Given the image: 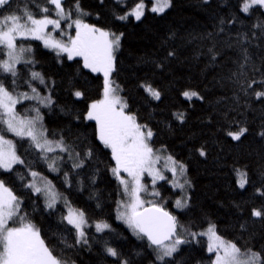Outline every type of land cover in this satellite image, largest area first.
I'll return each mask as SVG.
<instances>
[{
	"label": "trees",
	"instance_id": "1",
	"mask_svg": "<svg viewBox=\"0 0 264 264\" xmlns=\"http://www.w3.org/2000/svg\"><path fill=\"white\" fill-rule=\"evenodd\" d=\"M137 2L121 0L117 4L116 0H104L101 4L99 0H80V7L88 15L74 13L73 19L123 33L121 47L115 53L116 71L112 73V79L119 85V95L128 104L126 111L134 113L140 123L152 128L155 133L153 147L164 167L172 166L166 159L168 156L186 167L184 177H173L172 173L163 171L164 167L157 166L169 179L158 181L156 188L160 195L151 201L175 215L179 224L189 231H206L209 224H214L217 233L224 240L235 243L241 254L249 249L264 254V223L251 216V210L264 203L256 194L257 188H264V138L258 135L264 130V103L245 96L240 90L236 81L244 78L233 75L240 71L235 62L236 53L224 44L229 38L235 43L241 34L247 33L251 38L253 31L259 32L253 25L264 22V10L245 16L239 12L237 0H211L209 5H204L202 0H172V6L163 14L146 10L141 21H135L131 16L126 21L116 19ZM145 2L150 7L152 0ZM37 3H43V0H14L12 10L19 13L27 6L36 18H41L45 14L36 7ZM65 4L72 8L73 0H65ZM221 20L225 23L221 24ZM221 27L225 31L219 33L216 44L220 54L215 61H210L207 49L211 41L201 37L207 33L216 34ZM65 31V39H60L56 32L57 35L52 37L68 43L74 37L73 29ZM17 43L31 45L32 51L25 56L37 63L34 66L17 65L19 86L11 84L10 76L4 77L6 84L15 87L17 94L30 92L25 83L30 79L28 70L34 68L41 72L51 86L55 101L51 107L39 106L49 138L63 135L65 142L76 151L92 148L94 158L80 170L83 175L74 177V186L69 188L65 187L62 176L63 171H71L72 162L67 160L66 154H60L65 156V162L60 164L61 174H58L49 171L44 161L35 160L38 153L25 151L26 140H19L10 133L5 134L6 139L16 144L19 155L32 162L33 170L41 172L54 187L59 184V192L67 199L68 207L82 209L90 221L107 222L111 230L95 233L94 227L87 228L92 234L90 249L66 247L61 243L62 239L70 244L75 241L74 235L64 231V225L60 223L61 216L67 214V205L58 203L55 212L50 214L43 197L33 196L29 189L21 186L22 181L17 176L26 174L27 170L16 165L15 169L19 170L16 175H4L11 176L8 186L23 201L22 214L41 230L54 255L67 264H116L115 258L106 254V247L115 248L130 264H156L155 253L147 240L139 239L117 218L119 203L126 196L111 172L115 161L110 151L96 139L95 122L83 119L90 103L102 98L103 77L83 68V62L78 58L68 60L66 54L57 57L41 41L18 40ZM170 50L175 51V57H167ZM248 50L252 66H246L244 71L248 79L255 77L259 81L264 78L261 74L264 72V37L252 40ZM157 64L163 66L157 67ZM32 84L40 89L42 96L49 94L44 85H38L36 81ZM142 84L159 90L161 99H153ZM75 90L82 91L84 98L77 100L72 95ZM185 90L197 91L205 99L188 101L181 95ZM31 106L38 105L35 101L25 100L17 104L16 109L31 116ZM177 112L185 114L183 124L174 117L173 113ZM228 121H235L233 128H248L240 141L231 140L219 130ZM201 146L206 149L207 157L199 155L197 149ZM237 169L247 173L249 183L244 189L238 186ZM185 178L191 182V187L185 185L181 190L175 186L177 180L182 183ZM27 179L32 178L27 176ZM181 198L188 199L189 207L184 210L175 207V201ZM181 235L192 242L180 246V252L175 254L176 264H212L214 253L207 251L206 236L192 240L184 231Z\"/></svg>",
	"mask_w": 264,
	"mask_h": 264
},
{
	"label": "snow or ice",
	"instance_id": "2",
	"mask_svg": "<svg viewBox=\"0 0 264 264\" xmlns=\"http://www.w3.org/2000/svg\"><path fill=\"white\" fill-rule=\"evenodd\" d=\"M13 2L14 0H0V264H67L62 258L54 255V250L42 237L41 230L26 219V214H22L23 201L8 186L7 181L11 179V176L4 174L16 175L19 170L15 169V166H23L27 170L26 174L17 176L22 181L21 186L29 189L31 195L43 197L45 208L50 210V214L55 212L61 200L66 205L68 201L54 190L52 182L47 180L41 172L33 170L32 162L17 153L16 144L6 139L5 134L10 133L19 140H26L28 147L25 151L38 153L35 160L44 161L51 172L61 174L60 164L65 162V156L60 154H66L67 160L72 162L71 171H63L62 176L65 185L69 188L74 186V177L83 175L80 170L94 158L92 148L84 152L76 151L65 142L63 135L59 138H49L39 106L51 107L55 101L51 95V86L41 72L34 68L28 70L30 79L25 80V83L28 84L30 92L15 94V87L10 88L6 84L4 77L10 76L11 84L19 86L20 72L17 65L34 66L37 63L34 59L25 56V53L32 51L31 45L18 44V40L41 41L43 46L55 52L57 57L63 54H66L68 60L80 57L83 68L92 73L103 74V98L90 103L83 119L95 122L96 139L103 148L110 151L111 158L115 161L111 172L122 186L124 195L128 197L127 203L120 202L119 208L123 210L118 211L117 218L125 223L139 239L147 240L148 246L155 253L156 264H176L175 254L180 252V246L192 242L184 238L181 231L186 232L192 240L201 236L207 237V251L215 253L212 264H264V254L251 249L241 254L240 248L235 243L224 240L217 233L214 224H209L206 231H189L179 224L175 215L162 206L142 199L141 193L148 191L146 184L141 183L145 174L151 177L153 191L150 194L152 196L160 195L159 191L155 190L156 183L168 181L169 178L156 167L161 157L153 147L154 131L147 124L140 123L134 113L126 111L128 104L118 95L119 85L112 79V73L116 71L115 53L121 47L123 33L117 34L85 23L82 19H73L74 13L80 16L88 15L80 7V0H73L72 8L66 6L65 0H43V3L36 4L39 11L45 14L41 18H36L27 6L19 13L13 11ZM99 2L103 4L104 0ZM116 3L120 4L121 0H116ZM202 3L209 5L211 0H202ZM171 6L172 0H152L150 7L145 0H138L134 7L123 15L117 16L116 19L126 21L131 16L135 21H141L146 10L160 15ZM237 7L240 13L252 16L256 11L264 10V0H237ZM66 20L71 21L68 27L74 26L76 33L68 43H63L55 40L47 29L51 25L54 31L61 30V21ZM220 23L225 22L221 20ZM253 28L259 29V32L253 31L251 38L245 33L238 36L235 43L229 38L224 41V44L236 53L235 62L240 71L234 72L233 75L244 78V80L238 78L236 81L240 85V90L245 96H252L255 100L264 103V78L259 81L255 77L248 79L244 71L246 66H252L248 50L252 40L264 37V22L253 25ZM224 31L225 29L221 27L218 33H207L201 37L211 41V46L207 49L210 61H215L220 54L216 50V44L219 41V33ZM175 55L173 50L167 52V57H175ZM162 66L157 64V67ZM255 71L261 70L255 69ZM261 74L264 76V72ZM32 81H36L38 85H44L49 94L42 96L40 89L33 85ZM141 87L145 88L153 99H161V92L151 85L142 84ZM72 95L77 100L84 98V93L79 90L73 91ZM181 95L188 101L194 98L200 101L205 99L199 92L192 90H185ZM25 100L35 101L38 105L30 110L35 113L34 115L29 116L17 111V104ZM173 115L179 123L185 122L183 112L173 113ZM233 124L235 121H228L221 125L219 130L231 140L240 141L248 132V128H233ZM258 135L264 138V130H261ZM197 151L201 157H207V151L203 146ZM166 159L171 162L172 166L167 170L173 177L185 176L187 170L182 162L174 160L172 156ZM236 171L240 176L238 186L244 189L249 183L247 173L239 169ZM27 176L32 179L28 180ZM185 185L191 187V182L186 178L182 183L179 180L175 182V186L181 190ZM256 194L264 201V188H257ZM146 203L147 207H145ZM175 207L178 210L188 208V199H177ZM251 216L264 223V203L259 208H253ZM9 222L19 226H10ZM60 223L64 225V231L75 237L74 244L68 243L66 239L61 240V243L69 248L81 246L90 249L92 234L87 231V228L94 227L95 233L111 230L107 222L90 221L82 209L71 207L66 215L61 216ZM105 251L108 256L115 258L116 264H130V261L123 258L115 248L106 247Z\"/></svg>",
	"mask_w": 264,
	"mask_h": 264
},
{
	"label": "rangeland",
	"instance_id": "3",
	"mask_svg": "<svg viewBox=\"0 0 264 264\" xmlns=\"http://www.w3.org/2000/svg\"><path fill=\"white\" fill-rule=\"evenodd\" d=\"M53 18H55V17H53ZM71 23V21H69V20H66V21H61V30H56V31H54L53 30V28H52V26L51 25H49L48 26V29H47V31L49 32V33H51V35L54 37V35H57L58 34V37L60 38V39H65V37H66V35H67V33H66V31H65V29H68V28H72L73 29V34H74V36H75V33H76V29H75V27L73 26V27H68V25ZM57 34H56V33ZM76 58H78V59H80L81 61H82V59L80 58V57H76ZM96 74H100L102 77H103V74L102 73H96ZM104 79V78H103ZM12 80V79H11ZM27 87H28V84H27ZM27 92H28V90H27ZM19 93V92H18ZM15 94H17V93H15ZM118 95H119V92H118ZM120 96V95H119ZM121 97V96H120ZM102 98H103V94H102ZM102 98H100V99H102ZM99 99V100H100ZM33 108V106H31L30 108H29V112H31V115H34V112L32 113V111H30L31 109ZM163 157H165V155L163 156ZM163 161V160H162ZM162 161H161V159L158 161V163L156 164V167L157 166H160V167H164V163H162ZM158 168V167H157ZM169 167H164V169H163V171H167V172H169V173H171L170 171H168L167 169H168ZM122 175H124V176H126V174H124V173H121ZM145 178H147L148 179V181H146V183H148V184H146L145 183ZM128 179H130V178H128ZM117 182H118V180H117ZM119 183V182H118ZM141 183H144V184H146V186H147V188H148V191L147 192H142L141 193V197H142V199H144L146 202L147 201H151L152 200V198H155V197H157V196H152L150 193L153 191V187H152V181H151V177H149L147 174H145L144 175V177L142 178V181H141ZM157 184H158V182L156 183V185H155V190L157 191ZM65 187H67L66 185H65ZM56 188V189H55ZM54 190L56 191V192H58V193H60V194H62L61 192H59L60 191V189H59V184H58V186L56 185L55 187H54ZM63 195V194H62ZM124 196H126V195H124ZM63 197H65L64 195H63ZM124 203H127V201H128V197L126 196V198H124V200H122ZM61 202H64L63 200H61L59 203H61ZM121 202V201H120ZM120 204V203H119ZM69 205V204H68ZM68 205L65 207V209H66V212H68V210H69V207H68ZM148 206V204L146 203L145 204V207H147ZM72 208V207H71ZM72 209H74V208H72ZM118 211H122L123 209H121V208H119V206H118ZM118 211H117V215H118ZM120 220V219H119ZM121 221V220H120ZM122 222V221H121ZM10 223V226H19L18 224H13L12 222H9ZM123 224H125V223H123ZM126 225V224H125ZM206 239H207V237H206ZM208 240V239H207ZM214 259H215V253H214Z\"/></svg>",
	"mask_w": 264,
	"mask_h": 264
}]
</instances>
